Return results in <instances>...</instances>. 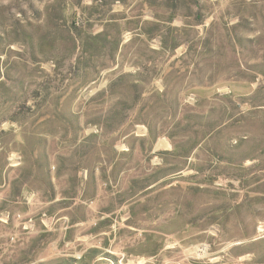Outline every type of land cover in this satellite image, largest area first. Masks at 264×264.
Masks as SVG:
<instances>
[{
  "label": "rangeland",
  "instance_id": "1",
  "mask_svg": "<svg viewBox=\"0 0 264 264\" xmlns=\"http://www.w3.org/2000/svg\"><path fill=\"white\" fill-rule=\"evenodd\" d=\"M0 264H264V0H0Z\"/></svg>",
  "mask_w": 264,
  "mask_h": 264
},
{
  "label": "trees",
  "instance_id": "2",
  "mask_svg": "<svg viewBox=\"0 0 264 264\" xmlns=\"http://www.w3.org/2000/svg\"><path fill=\"white\" fill-rule=\"evenodd\" d=\"M75 31L77 32V29L75 28ZM78 34V33H77ZM100 37V35L99 34H97V35H93L92 36V38H94V39H97V38H99ZM75 38H76V36H75ZM81 44H82V39H81ZM82 48H84L83 47V44H82Z\"/></svg>",
  "mask_w": 264,
  "mask_h": 264
}]
</instances>
